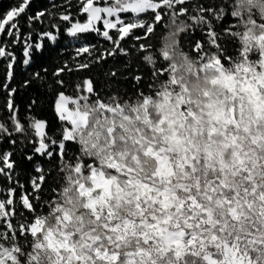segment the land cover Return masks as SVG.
I'll return each instance as SVG.
<instances>
[{"label":"snow or ice","instance_id":"6c2138e0","mask_svg":"<svg viewBox=\"0 0 264 264\" xmlns=\"http://www.w3.org/2000/svg\"><path fill=\"white\" fill-rule=\"evenodd\" d=\"M33 7L0 11V264H264V0Z\"/></svg>","mask_w":264,"mask_h":264},{"label":"trees","instance_id":"16d2710c","mask_svg":"<svg viewBox=\"0 0 264 264\" xmlns=\"http://www.w3.org/2000/svg\"><path fill=\"white\" fill-rule=\"evenodd\" d=\"M16 0H0V11L8 9L12 4H14ZM53 0H34L35 7H33V12L37 10H49L52 11L51 8ZM66 0H55V3L57 4H64ZM73 12H75V9H73ZM83 19V17H81ZM40 30H43L45 27L44 25H36ZM25 31L27 29L25 28ZM164 34V30H161V33L157 35L156 39L154 40V43L159 44L162 40V36ZM69 36L64 33L61 35L59 41L53 45L50 42L47 43L46 50L42 53H37L35 58V64L31 68H25L22 63L18 64V66L15 69L16 72V78H15V86L19 89V98H18V106L20 108V112L22 116L30 115L31 113L27 112L26 106L29 103L30 98H34L38 92L43 93L44 89L42 87L37 86V88L32 89L21 87V82L25 80V78L33 71L41 66H47L50 69L52 67H55L59 63L63 62L64 60L71 61L72 57L75 55V48L76 46L69 43ZM88 40H90L92 43H96L97 41L100 42V44H104L105 42L100 39V37L93 35H90L88 37ZM16 52L17 57L22 60V52L19 47L14 49ZM86 56V54H85ZM6 72V68L4 67V62L0 61V82L3 81L4 75ZM84 75H87L85 73ZM3 96L4 94L0 92V120H6L8 117V113L6 110L3 109ZM39 116L46 118L49 121H52L56 124L58 127V122H56V116L53 112L52 108L48 105L47 102L43 103V106L37 113ZM3 147L5 149L9 148L8 144H4ZM32 164L30 162L25 161L22 165V173L24 174V179H27V173L32 171Z\"/></svg>","mask_w":264,"mask_h":264},{"label":"rangeland","instance_id":"374dc122","mask_svg":"<svg viewBox=\"0 0 264 264\" xmlns=\"http://www.w3.org/2000/svg\"><path fill=\"white\" fill-rule=\"evenodd\" d=\"M69 43H71L72 45L79 47L81 43H87L88 41H81V42H77L75 40H73L71 37H69ZM101 40H103L102 38H100Z\"/></svg>","mask_w":264,"mask_h":264}]
</instances>
